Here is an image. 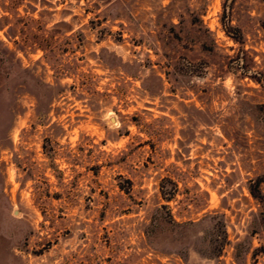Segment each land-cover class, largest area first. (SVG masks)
<instances>
[{
  "label": "rangeland",
  "instance_id": "1",
  "mask_svg": "<svg viewBox=\"0 0 264 264\" xmlns=\"http://www.w3.org/2000/svg\"><path fill=\"white\" fill-rule=\"evenodd\" d=\"M0 264H264V0H0Z\"/></svg>",
  "mask_w": 264,
  "mask_h": 264
},
{
  "label": "trees",
  "instance_id": "2",
  "mask_svg": "<svg viewBox=\"0 0 264 264\" xmlns=\"http://www.w3.org/2000/svg\"><path fill=\"white\" fill-rule=\"evenodd\" d=\"M257 190H254V189H251V193H252V195L254 196V197H256V198H259V193L258 192H256ZM174 195V194H173ZM173 197L174 196H170L168 199L169 200H171V199H173Z\"/></svg>",
  "mask_w": 264,
  "mask_h": 264
},
{
  "label": "bare ground",
  "instance_id": "3",
  "mask_svg": "<svg viewBox=\"0 0 264 264\" xmlns=\"http://www.w3.org/2000/svg\"><path fill=\"white\" fill-rule=\"evenodd\" d=\"M113 121H115V120L113 119Z\"/></svg>",
  "mask_w": 264,
  "mask_h": 264
}]
</instances>
